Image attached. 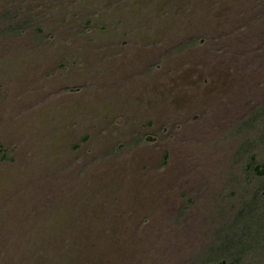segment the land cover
<instances>
[{"label":"rangeland","instance_id":"rangeland-1","mask_svg":"<svg viewBox=\"0 0 264 264\" xmlns=\"http://www.w3.org/2000/svg\"><path fill=\"white\" fill-rule=\"evenodd\" d=\"M263 106L264 0H0V264L238 258Z\"/></svg>","mask_w":264,"mask_h":264},{"label":"trees","instance_id":"trees-1","mask_svg":"<svg viewBox=\"0 0 264 264\" xmlns=\"http://www.w3.org/2000/svg\"><path fill=\"white\" fill-rule=\"evenodd\" d=\"M254 119L257 121L262 120L261 122H264V106L260 110H257L255 112ZM263 125L264 124H260V127H262ZM261 137V140L263 141L264 134ZM262 145L263 147L260 148V156H262L264 159V141ZM254 146L257 148L260 147L258 146V144H255ZM250 151L251 150H247V152ZM257 155L259 156V154L251 155L249 157V162L246 165L247 170L251 171L256 177L262 179L261 186H258V189L253 192L254 205L251 207L252 209L250 211V214L247 215L249 216L248 218H253L252 222L255 223L254 226H257L258 231L261 230V232H258L251 242L249 241L250 247L237 250L236 255H239L238 258L235 259L233 257L234 254H232L233 252L227 251L225 254L223 253V256L221 257L217 256L215 258L206 259L205 262L203 261V264H246L245 260L250 258L249 255L254 252H258V250L261 249L256 247L264 245V161L262 163L256 162ZM4 161H13V159L9 157V152L4 150V148L0 146V163ZM242 212V210L239 211L240 216H242ZM261 257V259H255V261L250 260V264H258L260 260L264 258V252L261 254Z\"/></svg>","mask_w":264,"mask_h":264}]
</instances>
